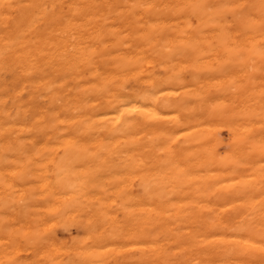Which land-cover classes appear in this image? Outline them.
I'll return each mask as SVG.
<instances>
[{
  "label": "bare ground",
  "instance_id": "obj_1",
  "mask_svg": "<svg viewBox=\"0 0 264 264\" xmlns=\"http://www.w3.org/2000/svg\"><path fill=\"white\" fill-rule=\"evenodd\" d=\"M252 59H264V0H0V154L20 161L5 169L15 179L0 183L21 185L15 207L6 199L7 207L29 222L38 221L42 208L62 218L66 208L82 204L72 200L76 177L65 160L81 166L84 152L120 151L142 195H128L126 207H135L126 212L131 228L121 235L111 224L113 243L133 241L142 264H264V212L223 220L209 214L212 205L207 215L199 204L207 185L231 173L238 181L225 186L226 196L262 188L264 109L250 103L249 83L240 84V103L224 107L230 137L224 146L231 148L220 161L197 128L201 109L193 104L188 70L199 66L201 74L204 64ZM61 147L65 158H45ZM111 162L100 160L99 168L109 172ZM38 184L47 188L44 207L33 193ZM1 224L0 264L35 263L10 258L32 227ZM101 230L78 251L76 264L108 263L109 234Z\"/></svg>",
  "mask_w": 264,
  "mask_h": 264
},
{
  "label": "rangeland",
  "instance_id": "obj_2",
  "mask_svg": "<svg viewBox=\"0 0 264 264\" xmlns=\"http://www.w3.org/2000/svg\"><path fill=\"white\" fill-rule=\"evenodd\" d=\"M213 67L214 68L216 67V70H214ZM197 68H199V66L197 67L192 66L188 69L189 80L191 82V88L193 89L192 101L195 106L196 104H198L199 108L201 109L199 120H196L197 128L200 129V135H202L205 138H208V142L215 146L214 153H216L217 159L222 161L224 156V151H228V149L231 148L228 146H224V143L230 139L228 125L227 123H225V120L223 118L224 107L226 108L229 106H235L240 103L238 97L239 93H236V90L240 91L242 87L240 86V84L245 85L249 83V87L254 90V94L251 96L250 103L254 104L257 107L258 111L264 109V59H257V60L252 59L248 62L239 60V61H233L232 63L212 62L210 64H204V66L201 67V69L203 70V73L201 74L196 73ZM154 70L162 72L161 69H159L158 65L154 67ZM203 108L204 110L206 109V111H204ZM211 108H213V110ZM219 124H222V126H220ZM41 140L42 139H39V142ZM63 140H64L63 138H58V139L54 138L53 143ZM1 143L2 142H0V144ZM262 148L263 151L261 152L260 155V161L262 164H264V144ZM66 149H67L66 147L65 148L61 147L59 149H56L55 151H50V153H48L45 156V158L49 156V158L53 160L63 159L65 158V156H67V154H69L66 151ZM94 152L95 151L92 150L88 152H84L85 156L83 158V163L81 166L76 165L74 161H69V159L65 160L64 162L66 163L65 164L66 166L72 169V176L76 177V179L72 178L74 180V184L70 189L71 192L75 193V196L72 197V200L73 201L81 200L82 204L79 207L69 206L68 208H66V211H64V213L62 214V218H54V217L51 218L50 216L47 217L46 214L44 215L42 208L40 213H38V217L41 214L40 216L41 219L40 217L36 218L38 221L29 222L25 218L22 219L21 217L20 219H18L19 217L13 216V213H15L14 212L15 206L13 205L12 201H15L14 199L17 198L18 195L21 193L20 190L21 185L19 184L18 180H14L15 185L11 189H9L6 185L1 186L2 184L0 183V197H1L0 227L2 225L1 224L2 221L6 222L7 228L9 229L13 228V226L17 225L18 223L19 224L24 223L25 227H29V226L32 227L31 229L28 230L30 234L25 232L24 231L25 227H23V232L25 233L23 234L24 236L22 237V241L20 243L21 248L20 250L12 254L10 258H17L19 261L20 260L27 261L30 263L34 261L35 263L32 264H57V263L60 264L62 262H63L62 264H67V262L68 264H72V263L76 264L75 262H77L80 259V257H82V255H79V252L84 250L86 246L92 243L91 238L96 239L98 237V235L102 231L101 227H103V229L106 230V234H109V238L107 239V242L105 241L103 242L105 244L104 253H106L109 256V261L106 264H142V259L140 258L141 251L131 249L133 248V244H132L133 241L128 240V238L126 237L125 238L120 237L119 239L120 241H117L116 244L115 242L113 243L111 241L115 239V235H116V232L112 230L111 224L117 226L118 229L117 232H119V234L120 232H122L121 235L125 234L131 228V223L126 222V215H127L126 212H130L131 214L132 210L135 211V207H133V205L131 206L132 202L130 204V207H126L127 203L129 202L128 195L136 198L142 195L141 180L137 177L136 178L127 177L125 173V167L122 164L123 162L126 161L125 158L120 154L121 153L120 151L118 152L115 150L114 151L111 150L107 152L100 151L101 154L98 155V157H92L91 155ZM71 153H78V152H71ZM14 157H19V156L0 154V168L2 169L1 172L6 173L4 176L2 175L0 176V181L1 179L2 180L4 179L5 180L4 182L9 183L10 180L12 181V179H15L8 177L7 173L9 171L5 170V169H10V171H12V169L19 167L20 161H15V162L12 161L13 159H15ZM50 159H48V161ZM105 159L106 161L109 160L112 161L111 163L113 166H111L109 172H106L103 169V167L99 168L100 160L102 161ZM243 169H244L243 166L239 168V170H243ZM246 169L248 170L249 168L247 167ZM217 170L221 171V169H217ZM95 172H100L99 176L94 177L93 173ZM233 175H234L233 173L229 174L228 177H226L225 180H223L219 184H215L217 180L215 179L213 186L207 185L205 194L200 193L199 204L202 205V207H204L203 211L204 212L208 211L206 205L207 206L212 205L214 209L212 213L209 212L207 213L205 212V213L207 215L209 213L211 215L219 216V218H222L223 220H226V218H230V217L233 218L238 217L237 220H244V218L247 219L251 218L254 212L255 213L258 212V214H262L264 212V189H262L264 187V178L263 181L260 183V186H262V188L259 190V192L256 190L249 189L246 190L247 192H244L242 195H238L237 197L232 198L230 196H226L225 193H227L228 189L225 186L227 184L229 185L232 184L231 186L237 184L238 180H235L237 178H235V176ZM94 183L97 184L96 187ZM83 190L84 191L88 190L89 192L83 195ZM33 193L34 196L38 199L40 203L39 205L40 206L42 205L44 207L45 206L44 203H46L44 196L47 193V188L45 186L38 184L37 187L34 188ZM79 194L80 197H77ZM249 198H252L253 201H247V199ZM6 199H11L12 202L11 205L14 207L8 208L7 207L8 204L5 201ZM208 200L211 201L212 204ZM90 208L92 209V212L90 211ZM134 214L135 217H137V215L139 216L138 211L134 212ZM33 223L35 224V226ZM50 225L52 226V229ZM59 225L60 227H58ZM63 227L66 228L63 229ZM70 227L71 228L73 227V229H71ZM49 228L51 230H49ZM42 230L45 232V234L43 233ZM52 231L55 232L56 234L53 233ZM46 235H48V237ZM111 237H113V239H111ZM0 238L3 239V237ZM33 240L35 241V243L33 242ZM110 242L112 244H109L108 247L106 243H110ZM81 243L83 245H80ZM78 244L80 246H78ZM30 245H32L33 247ZM2 247L3 246L1 245L0 248ZM110 248H113L112 251ZM70 252L71 255H68L70 254ZM34 253L37 254L38 256L35 255ZM60 253H62L63 255H60ZM76 253L78 254V256ZM114 254L115 256H113ZM50 257H54L55 259L54 258L48 259ZM70 260L73 261L71 262Z\"/></svg>",
  "mask_w": 264,
  "mask_h": 264
}]
</instances>
